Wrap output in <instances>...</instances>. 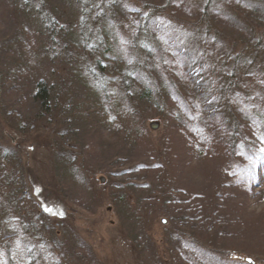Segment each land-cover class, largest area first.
Here are the masks:
<instances>
[{"label":"rangeland","instance_id":"1","mask_svg":"<svg viewBox=\"0 0 264 264\" xmlns=\"http://www.w3.org/2000/svg\"><path fill=\"white\" fill-rule=\"evenodd\" d=\"M204 1L0 0V264H264L260 155L200 96L203 66L264 67V11L206 15L223 43L183 60Z\"/></svg>","mask_w":264,"mask_h":264},{"label":"trees","instance_id":"2","mask_svg":"<svg viewBox=\"0 0 264 264\" xmlns=\"http://www.w3.org/2000/svg\"><path fill=\"white\" fill-rule=\"evenodd\" d=\"M256 1L257 0H205L202 6L203 12L197 17V28L201 30V44H199L198 50L201 52L195 54L192 46L189 47L188 44H186L187 48L185 49L187 50L184 49L186 53L183 54V60L185 58L194 59L196 55L197 59L203 62V60H206V52L208 53L206 48L211 50V47H219L218 45L223 43L220 39H217L215 34V32H220L219 29H217L215 25L209 26L210 21L207 19L206 15L214 11L217 14L224 15V10H227L225 7L231 5L234 7L238 5L237 7H244L247 10H255V6H261L263 8L261 11H264V2L259 0L260 4H256ZM216 4L219 5L214 7ZM235 14L236 13H234V15ZM145 19L146 22L141 23L140 21L138 24L137 30L135 31L136 37L142 35V33L145 34L148 31L150 32L151 28L149 29L148 24L152 26L153 20L150 15H146ZM238 19L232 18L234 22L241 23L244 27L246 23L239 17ZM243 27H241L242 30L246 31V28ZM86 40L87 39H85V43ZM205 41L207 43L206 48L204 47ZM208 41L211 42L208 43ZM145 42H149V40L143 38L141 43L144 44L142 45H146ZM214 43H216V45H214ZM226 53L227 50L224 51L220 58L222 59ZM241 58L244 57H237L232 63L224 62L218 69L211 66H203L207 81H203L201 83L202 88H200V96L203 98L202 102L204 103L202 107L207 111L206 117L209 121H217L219 126H221L219 129L221 128L220 131L224 133H222V136H219V138L224 141V146L222 142L224 148H232L235 154L238 152L241 153L245 160L249 158L254 159L260 155V160L264 166V152L260 150L261 145L264 144V67L260 69L257 67H262V65H257L256 67L253 64H249V66L238 64V61L249 60V58ZM196 65L200 66L199 64ZM133 73L134 71L124 73L123 80L128 79L131 81ZM233 78H238L239 85L237 83L227 82L231 81ZM242 86L244 87L243 89ZM34 90V100L37 101L41 109L39 111L41 113L39 116L42 115L44 117L45 114H51L52 97L51 89L48 87V84L45 81H39L36 83ZM243 119L253 122L252 129L248 131L249 135H246L245 125L242 123L244 122ZM199 127L202 128L201 126ZM203 129L207 130L206 127ZM250 136L252 137V141H248V139L251 138ZM256 160L258 159L256 158ZM1 231L4 233L7 231V228L4 229V226H2Z\"/></svg>","mask_w":264,"mask_h":264},{"label":"snow or ice","instance_id":"3","mask_svg":"<svg viewBox=\"0 0 264 264\" xmlns=\"http://www.w3.org/2000/svg\"><path fill=\"white\" fill-rule=\"evenodd\" d=\"M46 210L51 211L50 209H46Z\"/></svg>","mask_w":264,"mask_h":264},{"label":"water","instance_id":"4","mask_svg":"<svg viewBox=\"0 0 264 264\" xmlns=\"http://www.w3.org/2000/svg\"><path fill=\"white\" fill-rule=\"evenodd\" d=\"M248 261H250V260H248Z\"/></svg>","mask_w":264,"mask_h":264}]
</instances>
